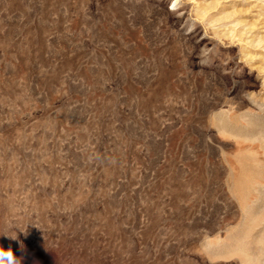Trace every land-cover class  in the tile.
I'll use <instances>...</instances> for the list:
<instances>
[{"label":"rangeland","instance_id":"rangeland-1","mask_svg":"<svg viewBox=\"0 0 264 264\" xmlns=\"http://www.w3.org/2000/svg\"><path fill=\"white\" fill-rule=\"evenodd\" d=\"M0 248L264 264V0H0Z\"/></svg>","mask_w":264,"mask_h":264},{"label":"clouds","instance_id":"clouds-1","mask_svg":"<svg viewBox=\"0 0 264 264\" xmlns=\"http://www.w3.org/2000/svg\"><path fill=\"white\" fill-rule=\"evenodd\" d=\"M0 264H20V261L10 248L8 250L0 248Z\"/></svg>","mask_w":264,"mask_h":264},{"label":"snow or ice","instance_id":"snow-or-ice-1","mask_svg":"<svg viewBox=\"0 0 264 264\" xmlns=\"http://www.w3.org/2000/svg\"><path fill=\"white\" fill-rule=\"evenodd\" d=\"M175 5H173V7H174Z\"/></svg>","mask_w":264,"mask_h":264}]
</instances>
